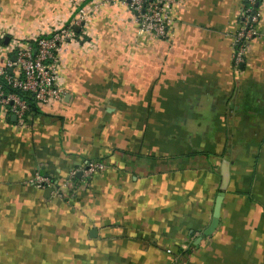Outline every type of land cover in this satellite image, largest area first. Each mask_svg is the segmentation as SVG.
<instances>
[{
  "label": "crops",
  "instance_id": "0c3cea01",
  "mask_svg": "<svg viewBox=\"0 0 264 264\" xmlns=\"http://www.w3.org/2000/svg\"><path fill=\"white\" fill-rule=\"evenodd\" d=\"M86 1L0 0V64L12 35L47 32ZM243 3L178 0L167 39L105 5L61 53L63 101L23 123L0 111V264H264V0L235 65ZM90 161L105 167L63 187ZM37 170L53 185L32 186Z\"/></svg>",
  "mask_w": 264,
  "mask_h": 264
},
{
  "label": "built area",
  "instance_id": "2783aa9c",
  "mask_svg": "<svg viewBox=\"0 0 264 264\" xmlns=\"http://www.w3.org/2000/svg\"><path fill=\"white\" fill-rule=\"evenodd\" d=\"M177 2L178 0H87L83 5L77 6L74 16L68 22L49 27L47 32L23 38L13 35L6 38L3 63L0 64V111L15 116L19 123H23L31 109L29 100L36 106H50L63 101L66 89L60 67L61 53L68 44L77 43L80 36L87 35L89 18L103 6L125 7L140 32L167 39L173 22L172 10ZM258 6L259 0H244L236 28L231 32L232 60L235 65L243 62L248 42L259 34ZM76 27L78 31L75 30ZM11 56H15L14 61ZM104 167L100 161H90L70 170L63 187L71 185L78 173L84 181ZM29 183L36 188L53 185L51 177L38 170ZM63 191V188H58L56 193L62 197Z\"/></svg>",
  "mask_w": 264,
  "mask_h": 264
},
{
  "label": "water",
  "instance_id": "95a60500",
  "mask_svg": "<svg viewBox=\"0 0 264 264\" xmlns=\"http://www.w3.org/2000/svg\"><path fill=\"white\" fill-rule=\"evenodd\" d=\"M75 30L78 31V28L76 27ZM11 59L14 61L15 56H11ZM77 176H80V173H78ZM229 176H230L229 162H227L226 160H223L221 162V166H220V178L221 179H220V185H219V192L215 198V202H214V206H213V212H212V219H211L208 227L203 230V232H202L203 237L209 236L217 226L218 218H219V208H220V204L222 202L223 192L226 189L227 184L229 182Z\"/></svg>",
  "mask_w": 264,
  "mask_h": 264
},
{
  "label": "trees",
  "instance_id": "16d2710c",
  "mask_svg": "<svg viewBox=\"0 0 264 264\" xmlns=\"http://www.w3.org/2000/svg\"><path fill=\"white\" fill-rule=\"evenodd\" d=\"M77 34H79V32L77 33ZM29 102H30V107H31V109H30V111L31 110H33V103L31 102V100H29ZM30 111H29V113H30ZM42 174H45V173H43V172H41ZM81 181V178L79 177V176H77V175H75L74 176V178H73V183L74 182H80Z\"/></svg>",
  "mask_w": 264,
  "mask_h": 264
}]
</instances>
